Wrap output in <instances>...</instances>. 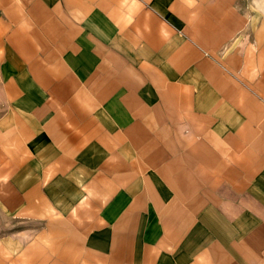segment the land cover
Returning a JSON list of instances; mask_svg holds the SVG:
<instances>
[{"label":"crops","instance_id":"1","mask_svg":"<svg viewBox=\"0 0 264 264\" xmlns=\"http://www.w3.org/2000/svg\"><path fill=\"white\" fill-rule=\"evenodd\" d=\"M0 264H264V9L0 0Z\"/></svg>","mask_w":264,"mask_h":264},{"label":"rangeland","instance_id":"2","mask_svg":"<svg viewBox=\"0 0 264 264\" xmlns=\"http://www.w3.org/2000/svg\"><path fill=\"white\" fill-rule=\"evenodd\" d=\"M246 7L253 12H260L264 9V0H245Z\"/></svg>","mask_w":264,"mask_h":264}]
</instances>
